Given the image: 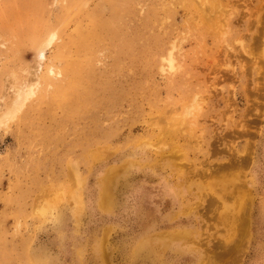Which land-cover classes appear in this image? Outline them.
Instances as JSON below:
<instances>
[{
  "label": "rangeland",
  "instance_id": "374dc122",
  "mask_svg": "<svg viewBox=\"0 0 264 264\" xmlns=\"http://www.w3.org/2000/svg\"><path fill=\"white\" fill-rule=\"evenodd\" d=\"M204 1L0 0V264H264V0Z\"/></svg>",
  "mask_w": 264,
  "mask_h": 264
},
{
  "label": "bare ground",
  "instance_id": "6f19581e",
  "mask_svg": "<svg viewBox=\"0 0 264 264\" xmlns=\"http://www.w3.org/2000/svg\"><path fill=\"white\" fill-rule=\"evenodd\" d=\"M207 0H205L204 2H202L203 6L206 4ZM211 1V0H210ZM212 2V1H211ZM210 2V3H211ZM198 4V3H197ZM207 4L209 5V2H207ZM206 4V5H207ZM211 5H214V4H211ZM202 6V5H201ZM202 6V7H203ZM220 6V5H219ZM209 7V6H208ZM212 7V6H211ZM204 8V7H203ZM202 8V9H203ZM210 9V7H209ZM219 10V9H218ZM204 11H206L207 13V17H205L206 19H210V13L208 14L207 10L204 8ZM203 11V12H204ZM220 11V10H219ZM210 12V11H209ZM205 14V12H204ZM203 15V13H202ZM223 15V13L221 14ZM226 15V14H225ZM229 15V14H228ZM204 19V18H203ZM221 19V18H220ZM211 20V19H210ZM224 20V19H223ZM212 21V20H211ZM204 22V21H203ZM228 22V21H227ZM226 22V20L224 22H222V24L220 25V27L218 29H226V26L228 25V23ZM56 39H57V34L55 32H53L52 34H50V36L45 40V42L43 43L42 45V48L40 49V52H39V57L41 60H44L45 59V54H46V51L52 47V45L56 42ZM167 62L169 64V67L171 70H173L175 68V59L173 57V55L169 54V58L167 59ZM38 74V73H37ZM38 77V76H37ZM37 87H38V81H36V83L34 84H30L29 82L24 84L22 86V88H19L18 89V92L17 94L12 98V100L8 103V106L7 108L5 109L4 111V119L3 118H0V122L4 121L6 122L7 119H10V118H13L14 115H15V112L16 111H20L21 108L26 105L27 103V100L33 96L35 93H36V90H37ZM204 102V101H203ZM189 105V104H188ZM186 106V105H185ZM196 108V107H195ZM194 107L193 106H188V109L187 111L185 112L184 115H181V116H178L175 118V122L176 123H179V122H183L184 124L186 123H190L191 126L192 125H195V120L196 118H193V116H196V113H194ZM188 116H191V117H188ZM78 209V208H77Z\"/></svg>",
  "mask_w": 264,
  "mask_h": 264
}]
</instances>
